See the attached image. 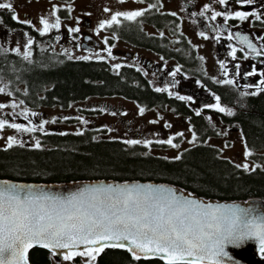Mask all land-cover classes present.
<instances>
[{
    "label": "snow or ice",
    "instance_id": "1",
    "mask_svg": "<svg viewBox=\"0 0 264 264\" xmlns=\"http://www.w3.org/2000/svg\"><path fill=\"white\" fill-rule=\"evenodd\" d=\"M124 3L125 0H119ZM138 3H145V0H136ZM222 6L227 7L229 0H216ZM241 6L251 5L255 0H235ZM160 0L154 3H148L143 10L128 12H116L111 15L109 20L100 23L99 28L112 27L114 24H120V17L127 21H135L138 17H143L145 12L152 9L159 10ZM0 10H7L11 14V19L16 23L32 25L30 20H21L19 14L14 8L11 0L3 2L0 0ZM59 7L53 5L51 15L55 16L53 23L48 18L41 17L40 23L42 29H39L40 35L47 34L50 29L59 30L60 17L56 16ZM69 11L71 9L69 8ZM105 12L110 9L105 8ZM211 9L205 5L200 16H204ZM90 15V13L88 14ZM171 16H177L176 12L169 13ZM196 15V13H190ZM223 17L225 21L229 19L239 20L240 22L249 21V17L261 21L262 15L259 12L236 11L234 13H225L221 11H212L211 20L215 21L217 17ZM251 22V21H249ZM3 18L0 16V24H3ZM70 33L80 31L79 27L69 28ZM27 35V34H25ZM204 39L209 37L204 32H200ZM163 36V33H161ZM219 36L216 39L219 40ZM233 34L229 33L227 39L232 40ZM240 44L255 53L256 56L264 54V45L257 47L248 36L237 34L236 37ZM59 39V37H57ZM260 39L264 40V37ZM107 44V40L104 41ZM33 44L32 39L27 40V47ZM231 57L237 59L236 53H244L243 58H247L248 53L244 48L237 49L231 46ZM16 54H20L19 47L14 49ZM108 57L112 56L111 47L107 48ZM32 53L27 51L23 54L24 60H29ZM71 59V55L68 57ZM81 60L89 57H79ZM203 60V57H200ZM117 69L121 65L115 66ZM235 76L239 77L240 65L235 66ZM220 68L224 69V75L227 76L226 65L221 62ZM140 71V69H137ZM180 71L179 67L171 72L172 77H176ZM147 75V73H144ZM259 75L262 77L257 85H246V88H253L251 92L241 91L240 97L257 96L264 92V71L257 72L255 68L244 74V78ZM226 85L236 86L234 79H224L216 81ZM176 84L179 81L175 82ZM175 86V85H173ZM8 85L0 87V94L6 92ZM204 87V85H201ZM164 88H155L156 92L166 91ZM12 96V92L6 93ZM27 93H25L26 95ZM171 96L173 93L168 92ZM177 99L194 104L195 100L191 96L177 95ZM19 104H12L13 108L19 107ZM7 107L0 103V109ZM204 108L213 109L216 112L233 116L235 112L220 104V97L215 96L214 104H206L203 108L196 110L195 114L200 116ZM101 111H103L101 109ZM144 107H139V115L143 116ZM27 120L29 112L25 109L21 113ZM31 116L37 113L31 112ZM112 115H116L115 112ZM126 115V113H124ZM61 119H68L67 117ZM80 119L82 124H87V120ZM163 119V117H160ZM211 123L212 118L206 117ZM53 123L55 120L52 121ZM152 120L150 123H157ZM49 121L44 120L39 126L25 127L21 124L9 123L0 119V130L5 126L13 128L18 133L44 132V125ZM29 124L32 121L29 120ZM215 126V125H213ZM170 128V124H165ZM45 134H48L45 132ZM65 133H61L64 135ZM77 135H83V131H78ZM219 134V133H218ZM225 135L227 132L225 131ZM178 136L184 134L178 133ZM175 137L167 140L158 141L161 144H168L172 148H177L178 144L173 143ZM197 139L195 131L192 132V139L189 143H195ZM245 146V158L253 155L247 141L243 140ZM22 142L16 137L8 138V147ZM128 144H139V140L126 141ZM145 146L150 141H145ZM35 147L40 148V141L36 140ZM225 147H229L226 143ZM180 156L175 157L179 159ZM237 168L244 171H255L260 165H254L250 168L248 163L237 164ZM22 186L0 183V264H29L28 253L34 247L47 249L49 259H56V264H62V261L72 260L74 256L87 257L86 264H93L97 256L106 248H120L127 250L134 260L159 258L165 261V264H224L225 259L230 264H240V260L234 259L228 249H240L249 241H258L259 251L264 255V218L257 219L251 216V209L245 210L237 205L233 206H215L204 204L195 199L185 198L176 195L172 189L153 188V186L124 185L120 187L96 186L87 188L77 193L69 199L60 200L47 196H39L32 193L24 197L20 195ZM239 255V253H235Z\"/></svg>",
    "mask_w": 264,
    "mask_h": 264
},
{
    "label": "trees",
    "instance_id": "2",
    "mask_svg": "<svg viewBox=\"0 0 264 264\" xmlns=\"http://www.w3.org/2000/svg\"><path fill=\"white\" fill-rule=\"evenodd\" d=\"M13 24L10 22V27ZM33 54L29 60H24L23 56L5 53L0 48V81L3 79L12 96L22 99L28 106L66 109L83 104L91 97L122 96L138 100L146 108L161 107L187 116L197 139L179 159H170L149 153L148 145L107 138L102 130L92 126L73 131L58 125L35 133L40 148H36L34 142L0 147V178L57 183L93 179L154 180L181 186L206 198L264 199V168L244 171L222 157L219 148L208 142L217 136H211L212 131H217L213 126L216 122L209 123L207 114L197 116L195 108L177 99L176 95L149 89L136 69L127 66L115 71L104 61L72 60L51 48H39ZM171 55L180 56V53ZM182 60L185 64L195 63L193 56H183ZM137 78L140 84H136ZM231 88L229 85L215 87L220 103L235 112L233 116L220 117V122L226 126L236 125L254 157H264V92L241 98ZM78 111L93 115L101 109L95 112L80 108ZM62 115L57 117V123H76L74 114L68 119H61L65 117ZM81 130L83 135H77ZM49 255L47 250L35 248L28 259L33 264H56ZM86 259L76 255L68 261L86 264ZM93 264L165 263L158 259L137 261L125 249L106 248Z\"/></svg>",
    "mask_w": 264,
    "mask_h": 264
},
{
    "label": "rangeland",
    "instance_id": "3",
    "mask_svg": "<svg viewBox=\"0 0 264 264\" xmlns=\"http://www.w3.org/2000/svg\"><path fill=\"white\" fill-rule=\"evenodd\" d=\"M4 2H9V0H3ZM11 2L14 5V8L17 10V12H31L36 11V18L45 17L49 19L50 23H53L55 21V17L51 15V9L53 5L60 6V7H66L68 8L67 13L70 16V21L62 22L60 21V28L59 30L53 29L57 33V37L59 39H63L64 31H68L69 28H76L79 27V22L72 21L73 19L77 18L80 15H86L92 20V25L94 26L95 31H92L91 33L97 37V39L102 40L103 39V33L102 30L99 28L100 23L103 20H107L111 17L112 13L115 12H121L122 11H133L134 5H136L138 2L136 0H125L124 3H120L119 0H11ZM155 0H146V2L143 5H140V9L147 6V3H154ZM37 3V4H36ZM190 4L194 6V13H198L203 11L205 5H209L207 3V0H160V4L162 5L159 7V10L163 12H176L177 15L180 18L179 24H177V31L175 33L169 32L167 30V43H169L172 47H176V43L174 42L178 38L182 39V36H186V40L189 43V49L195 48L197 49V55L199 57H203L204 59H200L199 66L200 70H203L207 75L214 77L216 79H219L222 75V71L220 68V63L222 62L221 56L222 54L218 51V49L213 48L214 44L211 43L210 38L204 39L200 32H203L201 28L197 27L195 22L191 21V17L188 15V12L186 11L185 4ZM69 8L71 11H69ZM108 8L110 9L109 12H105L104 9ZM209 8L211 11H218L219 7H215V5H209ZM90 13V15H88ZM211 13V12H209ZM206 15V13H205ZM87 22H83V25L85 26ZM168 26L167 29L172 28V22H167ZM262 23V22H261ZM35 25L42 29V25L40 22H35ZM245 26L244 24H242ZM249 27L252 31V34H254L256 31L260 30L264 33L263 28H260L259 26H253L252 24H249ZM52 30V29H50ZM156 32L161 35L163 33L162 30H157ZM0 38H2L7 43H16L15 37L12 36H6L2 37L0 34ZM163 38V36H161ZM58 39V40H59ZM163 42V40H161ZM163 46V43H162ZM19 47L21 50V53L26 49L25 43H18L15 45V48ZM113 49L122 48L126 49L124 51L132 50L131 47L128 45H119L115 44L112 46ZM57 50L61 51L63 54H67L68 56L71 55V57H82L84 55L83 51H80L79 49H74L70 45H67V43L62 42L60 40L59 43H57L56 47ZM185 54H188L184 52ZM218 53L220 55H218ZM145 57H150L155 62L161 63L162 66L160 68V71L167 69V81L162 82L160 81V78H156L152 73H155L153 70H151L152 73H147V76H152L151 79L154 77L155 80L153 83L159 87H167V91H171V89L175 90L173 86H170L171 84L168 83V80H171V72L175 71L178 67L180 71L177 73L175 79L179 80V82L183 84H189L192 90L195 91L196 94L192 93L191 91H185L180 89L179 93L172 92L176 95H183V96H194L197 97V99L202 98L205 101L207 100V103H211V99H213V95L210 93H202L200 87L197 83L195 77H198L195 73H189L185 72L180 68V65L178 62H174L173 60H170V58L166 59V63L164 65L163 58L157 55L149 54V53H143ZM196 55V54H195ZM100 56V53L97 55ZM121 61H124L126 63H130L131 60H127L125 58H122ZM117 61V62H121ZM242 64L245 62V59L239 60ZM258 64L254 62V65L249 68V71L255 68L257 72H260V68L257 67ZM158 72L160 74L161 72ZM170 72V73H169ZM228 75V74H227ZM226 77L225 75L222 76V78ZM159 83V84H158ZM196 83V84H195ZM4 84H6L3 79L0 81V87H3ZM246 85L240 86L242 91H248L251 92L254 89L253 88H246ZM251 85H257V84H251ZM11 91L9 87H7L6 92L0 96V103H4L7 105V107L0 109V119H4L7 116H10L12 121H9V123H14L15 118H24V116L21 114L25 109L29 112V117L26 120L24 125L25 127H32V126H39L40 123H42L44 120L49 121V123L44 125V131L47 128H57L58 125H60L62 128H67L68 130H79L84 127H94L98 130H102V128L106 129L103 136H106L107 138H119L124 141L129 140H139L141 143L145 145V141H150L151 143L148 144L149 149L148 152L154 155L167 157L170 159H174L177 156H180V154L188 147L192 146L193 143H189V141L192 139V131L189 128V124H187L178 114L174 113L170 109H165L161 107H151L146 108L142 104L122 97V96H113V97H91L84 101L83 104L80 105H73L70 108L62 109L60 107H50V108H44V107H37L32 108L28 107L26 104H20L19 107L13 108L12 104H19L21 101L16 96H8L6 93ZM209 96H212L208 98ZM10 97V98H9ZM221 104V103H220ZM222 105V104H221ZM224 106V105H222ZM92 107V108H91ZM139 107H144L145 112L144 115H139ZM226 107V106H225ZM80 108L88 109V110H97L98 108L102 109L103 111L94 113L93 115H88L83 112H79L78 110ZM227 108H230L227 106ZM232 109V108H231ZM233 110V109H232ZM31 112L37 113L36 117L31 116ZM96 112V111H95ZM115 112L116 115H112V113ZM126 113V115H124ZM63 114V115H62ZM71 114H74L76 117L75 122L73 124L65 125L63 122H59L57 120V117L59 115L68 117H71ZM208 115V114H207ZM87 120V124H82L80 119ZM160 117H163V119H160ZM210 117H215L214 121L215 128L217 131H220V134L217 136H214L213 138H210L208 142L210 144H213L219 148L220 155L224 158H227L231 160L232 162L236 164H243L248 163L250 168L254 165H260V168H264V157L255 158V154H253L250 157L245 158V146L242 142L243 135L238 130H235L234 128H238L236 125L232 126H226L223 123L216 120V115ZM29 120L32 121V124H29ZM55 120L53 123L52 121ZM152 120H157L158 122L153 124L150 123ZM7 121V120H6ZM165 124H170L171 127L167 128L165 127ZM101 126V127H100ZM225 131L227 134L225 135ZM183 133L184 135L178 136V133ZM36 133V132H35ZM35 133H18L15 129L10 127H4L2 130H0V147H7L8 146V138L9 137H16L18 141L24 143V142H34L35 139ZM175 137L173 139V143L178 144L177 148H172L168 144H161L158 143V141L161 140H167L169 138ZM244 140V138H243ZM228 144L229 147H225V144ZM264 155V153H262ZM87 259L85 260V262ZM62 264H70L69 261H62Z\"/></svg>",
    "mask_w": 264,
    "mask_h": 264
},
{
    "label": "flooded vegetation",
    "instance_id": "4",
    "mask_svg": "<svg viewBox=\"0 0 264 264\" xmlns=\"http://www.w3.org/2000/svg\"><path fill=\"white\" fill-rule=\"evenodd\" d=\"M150 1V0H148ZM4 2V1H3ZM146 2V0H145ZM207 3L209 5H215V7H219L218 11L225 12V13H234L236 11H245V12H259L262 15V20H264V0H255V3L251 5H244L241 6L235 2V0H229V4L227 7L222 6L216 2V0H207ZM37 4V3H36ZM144 3H137L134 5V10H143L146 7L140 9V5H143ZM148 4V3H147ZM185 4L186 11L188 12V15L191 17V21L195 22L196 26L201 28V30L210 38L211 43L214 44L213 48L218 49V51L222 54L221 60L226 65L227 68V76L222 78L224 75V69L222 71V75L219 79H216L214 77H211L207 75L203 70H200L201 65L200 63V57L197 55V49L191 48L189 49V43L186 40V36L183 35L182 39L177 37V40L174 42L176 43V47H172L169 43H167V30L169 32L175 33L178 29L177 24H179L180 18L179 16H171L169 15L170 12H163L161 10L152 9L151 11L145 12V15L143 17L136 18L135 21H127L124 20L122 17L118 18L120 19V24L116 25L114 24L112 27H106L102 30L103 33V39L99 40L96 36H94L91 32L95 31L94 26L92 25V20L86 16V15H80L77 18L73 19L72 21L79 22V26L82 28L78 33L73 32L70 33L69 31H64L63 39H57V33L52 29L45 35H40L39 28L35 25V22H40L39 18H36V11L31 12H17L19 14V17L21 20H30L32 22V25L35 27H30L27 24L22 23H16L13 21L10 17L11 14L7 10H0V16H2L4 23L0 24V34L2 37L6 36H12L15 37L16 43H7L2 38H0V48L3 52L8 54H16L14 51L15 45L18 43H25L26 49L23 51V53H20L19 55L23 56V54L27 51H30L32 55L30 58L34 55L33 53L37 49H49L51 48L53 52L62 54L69 57L67 54L61 53V51L57 50L55 47L57 43L62 40V42L67 43V45H70L74 49H79L80 51L84 52V55L82 57H89V59H86L85 61L90 60H99L106 62L109 66H111L115 71H121L123 68L130 66L134 69H140L139 74L141 78L146 81L147 87L149 89L155 90V88L159 87L153 83L155 78L152 76H147L144 73H152L151 70H153L155 73H152L156 78H160L162 82L167 81V69L160 71V68L162 66L161 63L155 62L150 57H145L143 53H149L157 56H161L163 58V63L165 65L166 59L170 58V60H173L174 62H178L180 65V68L185 71L198 75V77H195L194 80H196V83L201 87V85H204L202 87L201 92L202 93H210L213 95V99H211V103H207V100L205 101L202 98L197 99V97H194L191 95V97L194 98L195 103H189L192 105L195 110H199L203 108L206 104H214L215 103V96H217V91L215 89L216 86L226 85L222 83H217L216 81H222L224 79H234L236 81V86H231L232 90L236 93H240L242 90L240 86H244V84H258V81L262 78L259 75H253L247 77V79L244 78V74L249 71V68L254 65V62L258 64L257 67L260 68L261 71H264V54L261 56H256L255 53H252L246 45L240 44L239 40L236 38L237 34L241 36H248L249 39L254 43L258 48L261 47V45H264V40L260 39L261 37H264V33L260 30L256 31L254 34H252V31L249 27V24L253 26H259L260 28L264 27V23H261V21H257L254 19V17H249V21L240 22L239 20L229 19L227 21L224 20V18L217 17L215 21L211 20V13L206 12V15L200 16V12H198L196 15H190V13H193L194 6L190 4ZM208 5V6H209ZM59 7V11L56 13V16L60 17V21L67 22L70 21V16L67 13L68 8L66 7ZM17 11V10H16ZM121 12H126L122 11ZM212 12V11H210ZM116 13V12H115ZM114 13H112L113 15ZM55 17V16H53ZM56 18V17H55ZM111 18V17H110ZM109 18V19H110ZM107 19V20H109ZM106 21V20H103ZM102 21V22H103ZM10 22H14L12 27H10ZM83 22H87L86 25H83ZM172 22V28L167 29L168 23ZM244 24L245 26H243ZM157 30L163 31V38H161V35L156 32ZM264 30V28H263ZM97 33V32H96ZM229 33L233 34V39L229 40L227 39ZM27 34V35H25ZM216 36H219V40L216 39ZM32 39L33 44L30 48H28L27 40ZM105 40H107V44H105ZM163 40V42H161ZM163 43V46H162ZM118 44L119 45H128L132 48V50L124 51L126 49L117 48L113 49V45ZM234 46L237 49L244 48V52L248 53L247 58L244 57V53L237 51L236 56L237 59L233 60L231 57V51L232 48L230 47ZM111 47L112 50V56L108 57L107 55V48ZM173 52H179L180 56H173L171 55ZM184 52L188 53L185 54ZM100 53V56H97ZM196 54V55H195ZM18 55V54H17ZM218 55H220L218 53ZM184 57H190L193 56L195 59L194 64H185L183 63L182 58ZM29 58V59H30ZM122 58H125L127 60H131L130 63H126L124 61H121ZM69 59V58H68ZM72 60H78L79 57H72ZM245 59V62L242 64L239 60ZM117 61H121L120 63ZM201 64V63H200ZM240 65V73L241 75L239 77L235 76V65ZM121 65L119 69H117L115 66ZM161 72L158 74V72ZM170 73V72H169ZM171 75V74H170ZM179 81L175 79L174 77H171V80H168V83L171 84L170 86H173L175 90L171 89V92L179 93L180 89L185 91H191L192 93L196 94L194 90L191 89L189 84H183L179 82L176 84L175 82ZM195 83V84H196ZM136 84H140V79H136ZM159 84V83H158ZM264 87V86H261ZM167 89V87H159ZM167 91V90H166ZM169 91H167V95ZM176 94H173V96ZM1 96V95H0ZM170 96V95H169ZM177 96V95H176ZM212 96H209L210 98ZM10 98V97H9ZM42 98H44V93ZM22 100V99H20ZM138 103H140L138 100H134ZM24 104H26L24 102ZM27 105V104H26ZM28 106V105H27ZM30 107V106H28ZM175 113V112H174ZM202 113L208 114L209 116L216 115V120L219 121L220 117L223 118V116H226L225 114L216 112L213 109L204 108ZM179 115V114H178ZM187 124H189V120L187 116L179 115ZM36 117V116H34ZM215 118V117H214ZM214 118L212 120L214 121ZM8 122L12 121L13 118L10 116H7L5 118ZM26 120L25 118H15L14 123L16 124H25ZM215 122V121H214ZM7 127V126H6ZM101 127V126H100ZM190 130L193 132L191 125L189 124ZM235 130H238L240 132L239 128H234ZM106 129L102 128V132L104 133ZM220 131H212L211 136L213 135H219ZM101 254V253H100ZM99 254V255H100ZM98 255V256H99ZM84 264V262L82 263Z\"/></svg>",
    "mask_w": 264,
    "mask_h": 264
},
{
    "label": "water",
    "instance_id": "5",
    "mask_svg": "<svg viewBox=\"0 0 264 264\" xmlns=\"http://www.w3.org/2000/svg\"><path fill=\"white\" fill-rule=\"evenodd\" d=\"M2 182H7L8 184L22 186L23 190L20 192V195L22 197H24L28 193H32L39 196H47L65 201L70 197L75 196L77 193L84 191L87 188H92L96 186L120 187L124 185H129V186L141 185L146 187L148 185H151L153 186V188L172 189L175 191L176 195L183 196L185 198L195 199L206 205L210 204L213 207L218 205L219 206L237 205L245 210L251 209L252 217H256L257 219L264 218V199L262 198H250L247 200H220L215 198H206L204 196H200L194 192H191L181 186L167 182H158L154 180L122 181L116 179H93V180H78V181L57 183V182H28V181L0 178V183ZM34 248H39V247H34ZM34 248H32L31 250H33ZM226 250L229 251L230 255L234 256V259L240 260V264H264V255H261L259 251L258 241H254V240L249 241L244 245L243 248L240 249H232L231 247H229ZM235 253H239V255H235ZM151 259H159V258H151ZM29 264L32 263H30L29 261ZM224 264H230V262L225 259Z\"/></svg>",
    "mask_w": 264,
    "mask_h": 264
}]
</instances>
